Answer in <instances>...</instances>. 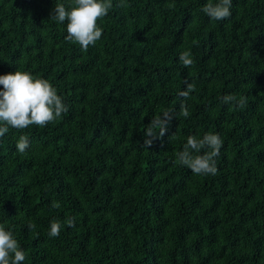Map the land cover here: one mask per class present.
Wrapping results in <instances>:
<instances>
[{"label": "trees", "instance_id": "trees-1", "mask_svg": "<svg viewBox=\"0 0 264 264\" xmlns=\"http://www.w3.org/2000/svg\"><path fill=\"white\" fill-rule=\"evenodd\" d=\"M71 2L0 0V75L46 79L68 107L0 137V224L22 264H264V0H232L222 21L202 11L218 0H113L87 51L50 20ZM227 94L246 106L222 103ZM164 111L176 118L146 148ZM208 132L223 141L217 171L195 175L177 155Z\"/></svg>", "mask_w": 264, "mask_h": 264}, {"label": "clouds", "instance_id": "clouds-1", "mask_svg": "<svg viewBox=\"0 0 264 264\" xmlns=\"http://www.w3.org/2000/svg\"><path fill=\"white\" fill-rule=\"evenodd\" d=\"M120 7H126V0H119ZM113 7V0H72L66 6L64 3H56L52 10L50 20L64 23L67 21L66 39L80 45L83 51L89 46H94L101 39L103 30L97 21L108 15ZM232 0H218L217 3H207L202 11L215 21H222L231 17ZM185 67L193 65L194 60L189 51H184L179 56ZM0 137L9 131V128L23 130L31 125L47 126L48 123L61 117L68 111L57 90L46 79L34 77L27 71H16L0 75ZM193 84H187V90L180 95L189 98L193 90ZM224 104H232L243 109L247 104L246 97H237L235 94H227L221 98ZM179 115L189 117L187 104L180 105ZM176 118L174 112L164 111L154 116L145 130L144 146L151 147L154 141L163 137L168 127ZM173 136L171 137V139ZM223 141L218 133H206L203 138L190 135L187 137L183 150L177 155V163L190 169L195 175H214L217 171L216 157L220 155ZM30 147L27 136L21 135L16 148L20 154H24ZM53 207L60 205L53 202ZM69 227H75V218L67 220ZM29 229H34V223L29 222ZM61 223L53 220L50 223L49 237H58L61 231ZM26 259V253L21 249L18 240L12 230H6L0 224V264H22Z\"/></svg>", "mask_w": 264, "mask_h": 264}]
</instances>
